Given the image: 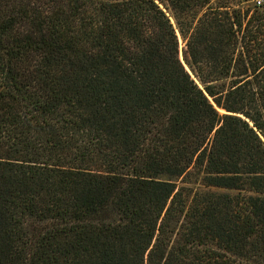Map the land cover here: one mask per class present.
<instances>
[{
  "label": "trees",
  "instance_id": "1",
  "mask_svg": "<svg viewBox=\"0 0 264 264\" xmlns=\"http://www.w3.org/2000/svg\"><path fill=\"white\" fill-rule=\"evenodd\" d=\"M228 4L0 0V264H264V5Z\"/></svg>",
  "mask_w": 264,
  "mask_h": 264
},
{
  "label": "rangeland",
  "instance_id": "2",
  "mask_svg": "<svg viewBox=\"0 0 264 264\" xmlns=\"http://www.w3.org/2000/svg\"><path fill=\"white\" fill-rule=\"evenodd\" d=\"M258 1L262 2V5H264V0H229V6H233V8H241L244 10H251V11H258L261 12L262 9L260 8L261 5H258ZM174 26L175 23L172 21ZM178 37H179V45H180V59L183 61V50H184V41L181 38L179 32L177 31ZM177 184L181 188L182 197L181 200L184 202H190L194 195L199 192H205L208 191V188L204 187L201 184V175H198L197 173H194L190 177L184 179L183 182H177ZM214 191H220L218 189H212Z\"/></svg>",
  "mask_w": 264,
  "mask_h": 264
},
{
  "label": "built area",
  "instance_id": "3",
  "mask_svg": "<svg viewBox=\"0 0 264 264\" xmlns=\"http://www.w3.org/2000/svg\"><path fill=\"white\" fill-rule=\"evenodd\" d=\"M262 4V2L261 1H258V5H261Z\"/></svg>",
  "mask_w": 264,
  "mask_h": 264
},
{
  "label": "water",
  "instance_id": "4",
  "mask_svg": "<svg viewBox=\"0 0 264 264\" xmlns=\"http://www.w3.org/2000/svg\"><path fill=\"white\" fill-rule=\"evenodd\" d=\"M184 63V60L182 61ZM185 64V63H184ZM186 66V65H185ZM187 67V66H186Z\"/></svg>",
  "mask_w": 264,
  "mask_h": 264
}]
</instances>
